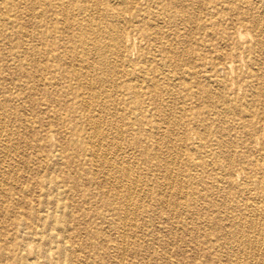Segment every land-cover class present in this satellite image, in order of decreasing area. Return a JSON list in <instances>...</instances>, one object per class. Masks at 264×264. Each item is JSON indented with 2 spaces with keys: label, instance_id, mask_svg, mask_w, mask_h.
<instances>
[{
  "label": "rangeland",
  "instance_id": "rangeland-1",
  "mask_svg": "<svg viewBox=\"0 0 264 264\" xmlns=\"http://www.w3.org/2000/svg\"><path fill=\"white\" fill-rule=\"evenodd\" d=\"M125 1L85 0L78 29L62 0H0V264H264V0H152L128 26ZM163 9L193 75L172 83Z\"/></svg>",
  "mask_w": 264,
  "mask_h": 264
},
{
  "label": "bare ground",
  "instance_id": "bare-ground-1",
  "mask_svg": "<svg viewBox=\"0 0 264 264\" xmlns=\"http://www.w3.org/2000/svg\"><path fill=\"white\" fill-rule=\"evenodd\" d=\"M139 0H126L123 4H120V5H123L125 7V10L122 11V12H118L115 14V19H116V23L117 24H122V25H125V26H128L131 21L133 19H137V18H140L144 12L146 11H151V10H147V6L149 5L151 8H153V6H155V9L158 10V7H159V4L158 2L156 1H152V0H148V4H147V0H146V3L143 5H141L140 3H138ZM85 4V0H62V3H60L58 5V8L60 10H65L66 8H72V13L70 15H66L64 18H65V21H67L68 23V26L71 27V28H78L80 29L83 25H85L86 21L89 19V17L91 16L90 13H89V10L84 6ZM99 5H104V3H100ZM119 6V4H116L115 6ZM173 6H177L175 4H173ZM215 5H213L211 7V9H215ZM133 10L134 11V14L131 15L130 11ZM66 13V12H65ZM258 13V12H257ZM162 14V13H161ZM127 15H129V19H127ZM262 15V14H261ZM256 19V18H255ZM143 20V19H142ZM259 21V20H258ZM258 21L257 20H254L252 22V27L253 28H257L256 26L258 25ZM63 22V21H62ZM179 22L181 24H183L182 21H178L174 15L170 14V12H165L164 9H163V14L162 16H158L157 14L153 17V18H149L147 19V24H151V25H160V24H167V27L169 28L168 29V35L166 36H163L162 33L164 32H160V33H155V35H157V37L154 35L153 37H151L150 35V40H153L154 42H161L163 43L164 45H166L168 43V46L171 47V49L166 52L164 51V49L162 48H155V50L153 51V53L155 54L154 57H160V63L158 64V66H161L163 69L161 70V72H159V76L160 77H163V80H167V82H171V80L169 79L170 77V73H172L171 71L169 70H166V68L168 67L167 63H169L170 65H172V67H175V64L177 63V67H178V72L177 73H184L186 75H189L191 77H193V75L188 72L187 69H184L183 66L179 65L178 62L179 61H183L182 57L179 52L176 50V48H173L172 49V45L173 44H176V45H181V44H184L186 39L185 37L179 33ZM185 22L187 23V21L185 20ZM189 24V23H187ZM153 25V26H154ZM185 25V24H183ZM264 25V24H263ZM187 26V25H186ZM189 26V25H188ZM258 30V29H257ZM155 31V30H154ZM163 37H162V36ZM146 39H147V32H146V35L144 36ZM256 38V37H255ZM260 40V39H259ZM263 42H264V39H263ZM260 44V43H259ZM254 46V45H253ZM261 48V47H260ZM264 48V47H263ZM260 51V50H259ZM238 51H236L237 53ZM245 52V51H244ZM239 54V53H238ZM261 54V53H260ZM186 61L191 63V61H194L193 60V57H189V53L187 52L186 55ZM232 59L233 61L236 60V59H239V57H236V56H233L232 55ZM230 58V57H229ZM225 60H228V59H224V63L226 62ZM245 61V60H244ZM228 62H231V61H228ZM264 62V61H263ZM232 64V63H231ZM211 69L214 70V72L217 71L216 67L214 68L213 64L211 65ZM225 64H223L219 69L220 71L222 70H225ZM165 68V69H164ZM199 68V67H198ZM234 68V67H233ZM144 68L140 69L138 71L135 70V71H130V73L128 75H126L128 78L130 79H134V80H142L143 82L145 81V75L147 74V69L143 70ZM232 69V68H231ZM236 69V68H235ZM258 71V70H257ZM140 73L139 76L136 77L135 79V76H136V73ZM177 79H182V76H179V75H176ZM210 77H213L212 75ZM254 77V76H253ZM196 78V77H195ZM224 82V81H223ZM248 82V81H247ZM191 83V82H190ZM219 84H223L221 82H219ZM90 87V86H89ZM140 89H139V88ZM186 87V86H185ZM152 88V87H151ZM115 89V88H114ZM138 89V90H137ZM157 89V88H156ZM130 94L131 92L132 93H135V94H141L144 92V88L142 85H136L134 87H132L131 89H127ZM185 90L183 93H182V96L184 98H186L187 100H191L192 98H194L195 96V92L192 90V88H185L183 89ZM156 92V91H155ZM169 91L167 90L165 93L166 95L169 94L168 93ZM157 94H161V91H157L156 92ZM172 96V94L170 95ZM226 101V100H225ZM218 114L219 116H221L222 114L221 113H216ZM191 115V118L195 117L192 113L190 114ZM245 127H249V126H252V125H244ZM2 127V126H1ZM264 130V126L262 125V127H256L254 129L256 130H253L256 134H259L260 132V129ZM2 129V128H1ZM95 129V128H94ZM250 129V128H249ZM3 131V130H2ZM96 131V130H95ZM94 132V131H93ZM207 133L208 135L209 134H212L215 135L217 134L216 131H213V130H207ZM1 134V133H0ZM95 136V135H94ZM257 138H258V135H257ZM8 140V139H7ZM223 143H219V142H216L215 144L211 145L210 147H215V149L218 147H220ZM224 147V146H223ZM226 147V146H225ZM214 149V150H215ZM223 149V148H222ZM97 150V149H96ZM182 151V150H181ZM222 152V151H221ZM220 152V153H221ZM98 153V152H97ZM181 156V155H180ZM232 158V157H231ZM159 159V158H158ZM110 164V163H109ZM121 164V163H120ZM127 168V167H126ZM108 169H109V165H108ZM260 169V168H259ZM125 170V169H124ZM128 170V169H127ZM169 170V169H168ZM109 170H107L108 172ZM183 171V170H182ZM129 172V171H128ZM242 171H236L234 175H236L237 173H240L241 174ZM124 173H127L126 170ZM123 173V174H124ZM126 175V174H125ZM128 176V175H127ZM181 177V176H180ZM131 180V179H130ZM169 180V179H168ZM133 182V181H132ZM169 182V181H168ZM226 184V183H225ZM135 186V184H134ZM133 184H132V187H134ZM132 189H135L132 188ZM172 190V189H171ZM242 192V191H241ZM128 193V192H127ZM129 195V194H128ZM132 198V196H131ZM244 200V198H243ZM247 200V198H246ZM245 200V201H246ZM130 203V202H129ZM172 209V208H171ZM249 210V209H248ZM247 210V211H248ZM173 212V211H172ZM196 216V215H195ZM257 216V215H256ZM227 218V217H226ZM196 219V218H195ZM251 223V222H250ZM256 224V223H255ZM129 225V224H128ZM261 228V227H260ZM242 235V234H241ZM249 240V239H248ZM261 241V240H260ZM248 243V242H247Z\"/></svg>",
  "mask_w": 264,
  "mask_h": 264
}]
</instances>
